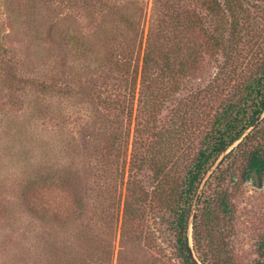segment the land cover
I'll return each mask as SVG.
<instances>
[{
    "label": "rangeland",
    "instance_id": "374dc122",
    "mask_svg": "<svg viewBox=\"0 0 264 264\" xmlns=\"http://www.w3.org/2000/svg\"><path fill=\"white\" fill-rule=\"evenodd\" d=\"M218 1L235 14L236 31L243 28L238 76L219 71L226 48L206 52L201 33L188 29L193 12L211 39H226L236 24L232 13L221 15L225 23L211 16L200 0H0V264H91L84 255L93 249V264L155 259L143 238L123 236L116 214L131 174L149 193L166 178L156 179L148 165L131 170V154L183 178L216 110L264 61V0ZM64 33L77 51L60 47ZM157 35L173 56L183 59L194 41L201 54L150 120L168 82L142 78L147 42ZM175 113L185 114L184 136ZM110 135L118 152L107 163L94 151ZM235 145L209 165L190 203L188 242L198 264H264V175L258 186L243 178L245 158ZM152 205L146 223L154 249L179 264L171 234L158 231L166 230L157 222L160 206Z\"/></svg>",
    "mask_w": 264,
    "mask_h": 264
},
{
    "label": "trees",
    "instance_id": "16d2710c",
    "mask_svg": "<svg viewBox=\"0 0 264 264\" xmlns=\"http://www.w3.org/2000/svg\"><path fill=\"white\" fill-rule=\"evenodd\" d=\"M200 1L208 14L211 16H220L223 22L224 18L221 15L224 14L223 16L225 17V12L229 14L232 13L231 23L236 24L232 26L233 29L232 31L230 29L229 36L226 39L222 36H212L213 39H211V37L200 28L203 27L200 26L201 20L198 15L193 12L192 15L188 17V29L191 30L192 33L197 30L201 33L199 34V37L204 41L205 45L203 46V49H206V52L213 53L217 48H220L219 50L223 52L226 48V59L219 71L221 70V74L224 71L225 75L231 77L238 76L240 73L237 72L238 59L236 57V42L237 36L243 28L236 31L238 28V21L236 20L237 18L235 17V14L228 9H226L225 12H222L221 9L223 8H221L218 0ZM225 1L230 3L228 0ZM235 5L236 2H232V8H235ZM241 13H244L242 8ZM235 31L238 32L237 35ZM155 38H157L158 41L149 39L146 45L143 56L142 78L148 79L153 74H156L159 83L164 85L166 81L168 82L165 84V89L161 91V97L158 98V95L155 96L156 99L153 101L155 102L154 107L149 113L150 120L154 119L155 115H157L156 110L158 111L163 107L162 102H164L168 95L171 94L170 91L173 90V85L176 84L177 86V84H179V79H176L180 76H185L196 69V63L199 61L201 54V52L197 50L199 43L194 41L190 44H186L187 47L184 49L186 55L181 59L178 55L173 56L172 50L166 49L167 47L164 45L165 36L162 37L157 35L154 39ZM58 42L60 47H69L71 50L77 51V45L73 42V38L70 37L68 33H64L62 38L58 39ZM242 79V86L229 95L220 108L214 113L210 124V131L202 142L201 147H199L194 153L191 164L187 167L183 178L180 180L179 178H175L172 176L173 173L165 171V165L160 164L158 160H155L152 157L150 159L148 155L145 156L142 154L137 157L136 154H131V170H138L142 166L148 165L156 179H160L162 176H164L163 181L165 178L166 179L163 183L159 182L157 185L158 187L149 193L134 182L132 174L130 175L129 180L127 181V194L122 203L121 211L118 207L116 217L118 219L121 215L123 236L126 238L128 234L133 235L136 233L139 239L143 238L144 243L150 246L149 251L154 253L155 259L149 261L143 258L139 263H136L135 260H125V262L121 264H171L170 258L165 254H162L159 249H154L155 244L153 245V237H151V234L148 232L149 229L146 223V215L151 212V208L152 210L157 209L152 205L154 200L156 201V205L159 204V210L161 212L160 216L156 215L157 222L159 226H166V230L160 227L158 230L159 234H171L173 242L172 249L174 250L173 253L177 256V259H179V264H198L191 255L188 242L190 203L197 192L202 177L209 168V165L225 154L228 149L241 138L242 141L238 143L234 149H236V151L240 150L243 154V158H245V166L242 176L246 180H253L254 176L261 180L262 175H264V119L259 124L256 123L253 128L254 131L251 134L248 133L245 135V133L264 113V61L257 69L251 71V73H248L246 76L242 77ZM100 103L102 106L109 109H115V103L113 100L102 98L100 99ZM183 103H181L180 106H183ZM186 106L189 107V104ZM189 111L192 113L190 107ZM175 114L179 118L178 122H180L181 126L180 133L184 136L187 131L185 114ZM190 128H194V131L198 130L197 127L191 126ZM111 141L117 142V136L110 135L109 138L106 137L102 140L100 148L96 147L94 154L97 156L98 160H106L107 163H111L114 158H116L118 149H116L117 152H114L116 144ZM234 149H232L227 155L230 156V154L234 152ZM226 156H224L222 160H224ZM184 157H187V153ZM64 183L65 185L63 184L62 188H65L68 192L67 189H69V184L68 182L66 183V181H64ZM66 185L68 187H66ZM68 194L72 195V190H70ZM75 194H78V189L75 190L73 196H75ZM120 197L121 196L118 197L119 206L121 205ZM222 205L225 206V203ZM46 214L47 211L44 210V215ZM260 250L261 249H259V253L262 252ZM84 256L92 261L91 264H93V260H95L97 254L93 249V251L91 250V252L86 253Z\"/></svg>",
    "mask_w": 264,
    "mask_h": 264
},
{
    "label": "water",
    "instance_id": "95a60500",
    "mask_svg": "<svg viewBox=\"0 0 264 264\" xmlns=\"http://www.w3.org/2000/svg\"><path fill=\"white\" fill-rule=\"evenodd\" d=\"M260 119H261V118H260ZM260 119H258V120H257V121L251 126L250 129L254 128L255 125H256V123H257ZM245 134H247V133H245ZM244 136H245V135H244ZM244 136H243V137H244ZM241 140H242V138H241L239 141L236 142V145H237L238 143H240ZM236 145H235V146H236ZM253 180L255 181L256 186H258L259 183H260V179H258L256 176H254V177H253ZM190 251H191V249H190ZM191 255L193 256L192 251H191ZM193 258H194V257H193Z\"/></svg>",
    "mask_w": 264,
    "mask_h": 264
}]
</instances>
